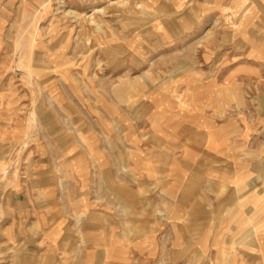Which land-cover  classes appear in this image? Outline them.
<instances>
[{"label": "rangeland", "instance_id": "374dc122", "mask_svg": "<svg viewBox=\"0 0 264 264\" xmlns=\"http://www.w3.org/2000/svg\"><path fill=\"white\" fill-rule=\"evenodd\" d=\"M185 119L221 174L185 226L218 204L243 238L264 204V0H0V264H206L155 197Z\"/></svg>", "mask_w": 264, "mask_h": 264}, {"label": "crops", "instance_id": "0c3cea01", "mask_svg": "<svg viewBox=\"0 0 264 264\" xmlns=\"http://www.w3.org/2000/svg\"><path fill=\"white\" fill-rule=\"evenodd\" d=\"M199 130L200 127H198V125H190L186 119L184 120L185 136L184 145L181 148L184 151V158L176 159L174 156L172 157L170 163L171 166L174 167L171 172L169 169V173H167L163 179V181L166 182V184L162 187V194L166 197L165 201L158 195V192H155V197L157 200L159 199L163 202L161 205L165 208L166 213L169 215L168 220L171 222L168 223L171 228L179 229V234H184L183 231L186 230V233L190 236V242L186 245L190 244L191 246L196 247L198 251H207L210 257L213 255L215 250L216 254L221 252L224 254L223 256H225L226 261H228L226 264H234L235 261L237 263L239 260L241 262L243 259L242 256L249 259L251 261L250 264H264V204L261 207H257L255 210L250 209L246 212L248 225L246 231H244L245 237L243 238L242 236H233L231 226L229 228L228 237H221L220 234H224L225 236V231L220 233L222 227L221 222L224 220L220 219L223 213L222 208H220L218 204L215 208L200 204V210H203V213L205 214L204 218L201 219L198 214H194L191 218L193 220V224L191 226H194V229H191L189 226H185V219L188 217L185 215H188L190 212V201H194L196 198L201 197L202 190L200 188V183L205 181V179L209 180V178L213 181H217V179L220 181L221 178V174L216 171L218 169L209 165L203 158L205 154H208V152L203 149L208 146L204 145V141L201 140V137L210 134V131H206V134H202L205 132H201ZM199 135L200 144L198 143ZM193 138L194 140L192 141ZM214 155L217 156L216 154ZM180 163H182V166L184 164L182 168H178ZM197 167L205 168L206 173L201 174L198 171L196 172L195 169ZM146 169L149 172L146 180L147 183H155L156 185L158 181L162 182L160 177H155L158 175L156 174L157 171L153 170L152 167H147ZM179 170L181 171L179 172ZM151 175H154V177ZM150 177H153V180ZM212 194L213 193H210V196ZM248 194L250 193H245L243 198H245ZM255 197L256 195H253V198ZM259 197L260 199L264 197L263 191L260 192V194L257 193V198ZM197 206H199L198 202ZM206 208L209 211H207ZM218 219H220L221 222H219ZM201 220H203L204 226L201 225L199 227V221ZM176 222L178 224H176ZM206 223L208 224L206 225ZM217 223H221L220 228L217 227ZM196 227L197 229L195 231ZM228 227L229 225H226L224 229H227ZM217 233H219L220 236L214 238ZM209 256L207 258L205 257L204 263L208 264V260L210 259ZM223 256L221 257L223 258ZM215 262L216 264H219L218 261Z\"/></svg>", "mask_w": 264, "mask_h": 264}]
</instances>
